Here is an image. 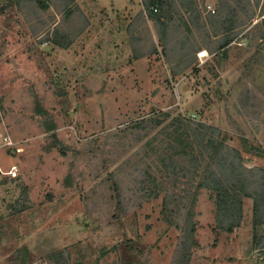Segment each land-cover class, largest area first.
Here are the masks:
<instances>
[{"label":"rangeland","instance_id":"374dc122","mask_svg":"<svg viewBox=\"0 0 264 264\" xmlns=\"http://www.w3.org/2000/svg\"><path fill=\"white\" fill-rule=\"evenodd\" d=\"M119 1L0 0V143L23 149H0L18 166L0 177V264H177L189 216V264H264L253 199L219 229L200 173L162 161L179 118L264 168V0H169L163 32L157 5Z\"/></svg>","mask_w":264,"mask_h":264},{"label":"trees","instance_id":"16d2710c","mask_svg":"<svg viewBox=\"0 0 264 264\" xmlns=\"http://www.w3.org/2000/svg\"><path fill=\"white\" fill-rule=\"evenodd\" d=\"M146 10L155 6L163 9L160 13L150 11V17L157 22L159 32H163L169 25L172 17L168 16L166 6L169 0H146ZM154 9V8H153ZM54 42L67 47L69 41H61L57 38ZM229 42V41H228ZM173 131L169 133L176 142L170 145L173 153L164 152L163 164L168 169V175H177L182 167L184 173H191L192 180L199 174V187L211 191L216 204V226L225 231H233L241 225L243 219V199L250 197L254 201L253 221L255 224L264 223V168H246L241 152L233 146L221 141L220 128L206 124H189L185 119L175 118L168 124ZM165 131V130H163ZM177 148L175 149V144ZM213 150L214 154L210 163L203 166L204 151ZM169 151V150H168ZM184 158L188 165L181 166L177 158ZM199 170V172H198ZM194 176V177H193ZM190 183V182H189ZM191 222V224H190ZM182 240L181 250L177 251L176 263L189 264L190 248L194 241V224L191 216L187 218ZM65 250H58L49 255L54 264H68Z\"/></svg>","mask_w":264,"mask_h":264},{"label":"built area","instance_id":"2783aa9c","mask_svg":"<svg viewBox=\"0 0 264 264\" xmlns=\"http://www.w3.org/2000/svg\"><path fill=\"white\" fill-rule=\"evenodd\" d=\"M154 10L157 11V8H155ZM2 146H5L6 148L11 149L15 152H22L23 150L20 146H17L14 140L6 136L0 143V149ZM4 176H8L10 178H16L18 176V166L13 164L7 169L4 167L0 159V177H4Z\"/></svg>","mask_w":264,"mask_h":264},{"label":"crops","instance_id":"0c3cea01","mask_svg":"<svg viewBox=\"0 0 264 264\" xmlns=\"http://www.w3.org/2000/svg\"><path fill=\"white\" fill-rule=\"evenodd\" d=\"M129 2H131V0H120V1H119V4H120V3H129Z\"/></svg>","mask_w":264,"mask_h":264},{"label":"bare ground","instance_id":"6f19581e","mask_svg":"<svg viewBox=\"0 0 264 264\" xmlns=\"http://www.w3.org/2000/svg\"><path fill=\"white\" fill-rule=\"evenodd\" d=\"M206 52V51H205Z\"/></svg>","mask_w":264,"mask_h":264}]
</instances>
